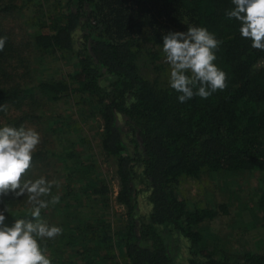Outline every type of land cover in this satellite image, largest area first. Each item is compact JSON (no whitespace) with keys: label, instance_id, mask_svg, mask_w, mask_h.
<instances>
[{"label":"trees","instance_id":"obj_1","mask_svg":"<svg viewBox=\"0 0 264 264\" xmlns=\"http://www.w3.org/2000/svg\"><path fill=\"white\" fill-rule=\"evenodd\" d=\"M16 1L0 0V36L7 37L0 51V105L6 106L0 118L13 107L21 111L5 121L0 119V127L25 126L26 121L40 116L33 107L47 101L76 95L80 104H93L100 155L113 166L117 180L113 210L122 217L118 228L111 229L104 210L94 212L93 218H79L77 223L66 215L69 217L58 223L63 231L56 237V253L61 257L69 248L77 255L53 260L46 248L49 239L38 241L51 264H74L78 259L84 264H118L115 256L119 254L126 264H174L175 255L165 235L169 230L188 239L186 264H264L263 251L230 254L210 242L201 226L217 216V208L188 206L177 194L182 178L197 177L206 170L258 169L264 173V51L252 48L251 41L241 36L239 22L227 18L231 0H65V8L54 5L51 12L40 10L41 16L33 19L36 28L23 39L25 45L48 56L72 52L77 68L64 77L36 83L25 81V72L21 76L13 72L11 60L20 63L24 56L2 19L23 8L25 1L34 0ZM37 1L44 4L45 0ZM193 25L208 28L222 41L214 63L226 72L227 87L207 99L194 96L181 103L179 93L168 83L170 66L162 51V37ZM77 30L81 31L78 47ZM105 74L113 79L102 84ZM118 114L133 135L132 153L126 151ZM86 141L81 136L74 145ZM47 152L43 147L35 150L24 179L39 178L35 169ZM74 153L72 148L66 154ZM96 166L89 157L78 159L73 168L68 166L62 195L67 205L74 203L76 187L84 180L89 198L101 196L103 208L112 207L109 187L95 175ZM137 175L145 182L150 203L141 219L136 216ZM3 206L16 219L31 218L27 195L17 198L9 194L0 208ZM258 206L264 210V192ZM118 248L120 253L115 254ZM112 259L115 261L108 262Z\"/></svg>","mask_w":264,"mask_h":264},{"label":"rangeland","instance_id":"obj_2","mask_svg":"<svg viewBox=\"0 0 264 264\" xmlns=\"http://www.w3.org/2000/svg\"><path fill=\"white\" fill-rule=\"evenodd\" d=\"M16 2L22 3L23 1L17 0ZM24 5L23 8L15 10L13 14H8L2 19L6 30L10 31L14 39L19 42L21 53L24 56V61L20 63L11 60L12 66H14V75L21 76L25 72V81L36 83L39 79L64 77L68 71L76 69L77 62L72 52H60L48 56L36 49H29L23 40L27 38L25 35L36 28L33 21L41 16L40 10L51 12L56 7L65 8V0H45L44 4H39L37 0L25 1ZM46 15L48 16V13ZM44 18L43 16V20ZM80 34V30L74 34L76 47L81 44ZM111 79H113L111 75L105 74L100 81L102 84H106ZM76 99L77 96L74 95L54 102L47 101L41 106H34V113H38L40 116L25 122V127L34 128L40 135V143L37 148L48 149L47 157L38 162L35 172L38 177L46 176L47 180L56 181L51 195L60 196L58 204L49 203L48 208L41 210V219L49 225L59 226L60 219H67L71 216L72 221L77 223L79 218H93L94 212L104 210L106 211V221L110 222V228L116 229L121 224L122 218L113 210L117 180L113 166L100 155L99 126L95 107L93 104H80ZM25 107L31 108L27 104ZM20 111L21 109L13 107L8 110L5 117L1 116L0 119L5 121L7 117L17 115ZM117 122L126 143V151L132 153L135 148L132 140L133 135L121 114L117 115ZM81 136L87 137V141L76 147L74 143ZM72 148H75L74 156H68L66 153ZM88 157L97 164L95 175L105 179L109 187L108 200L112 205L110 208H103L101 196L94 200L86 195L88 191L86 192L83 188L84 180L76 187L77 198L73 204L67 205L66 199L62 198L65 192L63 187L66 172L70 169L68 166L73 168L78 159H88ZM136 170L139 172L140 168L137 167ZM134 183L137 191L136 216L138 219L145 218L150 210L145 182L142 176L137 175ZM262 192H264V173L258 169L206 170L197 177L182 178L177 185L178 196L184 198L188 206L206 205L217 208V216L203 222L201 228L210 242L218 244L220 248L227 250L230 254L247 250L264 252V210L258 206L259 195ZM43 198L51 200V196ZM66 215L69 216L65 217ZM6 216V223L11 226L16 220L11 209H8ZM98 229L101 230L102 226ZM165 235L166 241L171 245L175 255L174 264H186L187 257L190 255L188 239L173 230H169ZM49 242L50 245L46 248L53 260L59 258L63 260L67 257L74 259L77 255L73 249L68 248V253H61L60 257V252L56 253L59 249L56 237L49 239ZM113 243L116 242L113 241ZM114 253H120V249L118 248ZM115 257L118 264H126L120 254ZM113 261L115 259L108 260V262ZM61 264H72V262L65 261ZM74 264H84V260H75ZM96 264L102 263L98 261Z\"/></svg>","mask_w":264,"mask_h":264},{"label":"clouds","instance_id":"obj_3","mask_svg":"<svg viewBox=\"0 0 264 264\" xmlns=\"http://www.w3.org/2000/svg\"><path fill=\"white\" fill-rule=\"evenodd\" d=\"M233 7L226 12L228 19L239 22V32L251 41V47L264 51V0H231ZM162 51L170 66L169 86L179 93L181 103L199 96L209 98L227 87V74L214 61L222 43L216 35L201 26H188L186 31H169L162 37ZM7 37L0 36V51ZM6 106L0 105V111ZM40 143L39 133L23 125L0 127V204L4 197L27 195L31 205L30 219H16L6 223L8 209L0 208V264H51L38 241L53 239L62 228L41 219V210L58 204L60 196H52L56 181L41 176L24 179L31 167L33 153ZM51 196V200L43 197Z\"/></svg>","mask_w":264,"mask_h":264}]
</instances>
